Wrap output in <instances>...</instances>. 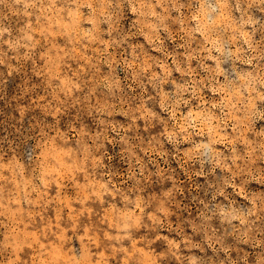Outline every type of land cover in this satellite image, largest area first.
Listing matches in <instances>:
<instances>
[{"label":"clouds","instance_id":"1","mask_svg":"<svg viewBox=\"0 0 264 264\" xmlns=\"http://www.w3.org/2000/svg\"><path fill=\"white\" fill-rule=\"evenodd\" d=\"M0 264H264V0H0Z\"/></svg>","mask_w":264,"mask_h":264}]
</instances>
